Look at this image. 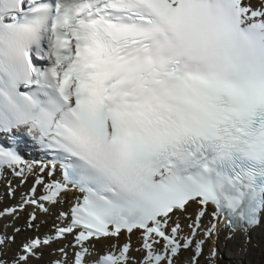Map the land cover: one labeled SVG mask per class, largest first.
I'll return each instance as SVG.
<instances>
[{"label": "snow or ice", "instance_id": "snow-or-ice-1", "mask_svg": "<svg viewBox=\"0 0 264 264\" xmlns=\"http://www.w3.org/2000/svg\"><path fill=\"white\" fill-rule=\"evenodd\" d=\"M32 146L50 166L25 159ZM8 170L32 184L0 217L32 211L23 228L3 226L0 264H33L56 243L49 264H217L221 235L256 247L264 0H0ZM70 191L42 234L38 213ZM21 232L33 235L9 256Z\"/></svg>", "mask_w": 264, "mask_h": 264}, {"label": "bare ground", "instance_id": "bare-ground-1", "mask_svg": "<svg viewBox=\"0 0 264 264\" xmlns=\"http://www.w3.org/2000/svg\"><path fill=\"white\" fill-rule=\"evenodd\" d=\"M253 2H255V0H253ZM29 145H31V141L28 143ZM25 153V159H32V160H35L38 162V166L40 163H43L46 161V159H41L40 157L42 156V153L39 152L38 150L35 149L34 146H32L31 148H29L28 150H24L23 151ZM58 174V171L57 173ZM9 184L11 185V187L15 190V196H10L8 194V190L5 191L4 189L0 188V209H3L5 207H14V206H17L19 204V202L21 201V198L22 196H24L25 198H27V192H28V188L31 186L32 184V180L29 179L27 184L25 185H20L19 184V181L15 178V176L11 173V170H8L7 172L3 173L2 175H0V186L1 184ZM74 198V195H73V192H68L65 194V202L62 204V205H59L57 207H54L51 209V214L48 215V216H45L41 213H38L39 215V218L41 220H46L47 223L46 224H50L49 226H52L53 223L55 222L56 224H59L61 223L60 221L56 220V215L57 213L60 211V210H63V211H68L71 204L74 202L72 199ZM195 206H193L194 208ZM28 213L32 211V208L29 207L28 209ZM193 209L190 208L189 211L191 212ZM26 211H22L19 215V222H16V227H23L27 221V217H28V214H27V217H25L24 215H21L22 213H24ZM5 219V220H4ZM4 220V221H3ZM12 221L14 222L13 220V217L11 216H4V217H0V222H3V223H7L9 221ZM204 222L205 224H207L208 222V218L205 217L204 218ZM2 224V223H1ZM8 224V223H7ZM3 225V224H2ZM46 226V227H49V226ZM43 226V225H42ZM40 228V232L43 234V233H46L45 232V228L46 227H42ZM1 228V226H0ZM4 230H1L0 229V234L3 233ZM13 231V229L11 228L10 230H8L9 233H11ZM48 232V231H47ZM258 233H262V230L261 229H258L257 231L253 232L252 233V241L254 240V237H256V235ZM30 235H33L32 232H21L19 233L17 236H16V244L18 242V240H24L27 236H30ZM221 238H222V242L225 241L224 239V236L221 235ZM239 239V238H238ZM71 240V237H69V240L68 241H63L61 243H68L69 241ZM133 241H135V237H133ZM225 243L227 244H234L232 241H225ZM13 246V245H12ZM60 246V243H56V244H53L51 246L50 249H44V254L45 252L46 253V256L49 258L50 257V253L52 254L54 252V250L56 248H58ZM50 252V253H48ZM12 251H9V256L12 255ZM56 256V253H53L52 256L49 258V260H46L48 258H46L45 256L42 257V259L40 260H36L33 262V264H49V261H52V257H55Z\"/></svg>", "mask_w": 264, "mask_h": 264}, {"label": "rangeland", "instance_id": "rangeland-1", "mask_svg": "<svg viewBox=\"0 0 264 264\" xmlns=\"http://www.w3.org/2000/svg\"><path fill=\"white\" fill-rule=\"evenodd\" d=\"M9 186H10L9 184H3L2 183L0 188L7 191L9 189ZM27 214H28V210L26 212L22 213L21 215H24L25 217H27ZM19 220H20L19 217L17 219H15L16 222H19ZM15 221H14V223H15ZM7 223L0 222V226H1L0 229L4 230L3 226L5 224H7V225H9L7 231L10 230L12 228L11 225L13 224V222L10 220ZM47 225L48 224H44L42 227H46ZM15 226H16V223H15ZM51 228H52V226L46 227L45 232L49 231ZM20 242H21V240H18L17 244H14L13 246H11V248L8 250V254H9V251L14 252L17 245H19ZM252 244L256 245V247H252L250 245L247 252H241L238 250L237 244H227V243H225V241L222 242V238H220V241L218 244L219 255L217 257V264H245V262H246V264H264V230H262L261 234L258 233L256 235V237H254ZM210 246H211V242H208L205 245V247H204L205 255H207ZM46 253L47 252H45L44 256L46 258H48L46 256ZM48 253H50V252H48ZM53 253H55V251ZM52 254H50V257L52 256ZM190 255H191V253L184 252V253H182L180 259L182 261H186ZM49 258L46 260H49ZM55 258H56V256L52 257L53 260ZM200 264H206V260L204 258H201Z\"/></svg>", "mask_w": 264, "mask_h": 264}]
</instances>
